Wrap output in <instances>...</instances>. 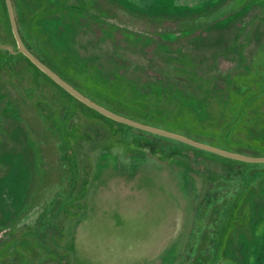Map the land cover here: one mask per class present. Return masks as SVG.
I'll return each instance as SVG.
<instances>
[{"label": "rangeland", "instance_id": "obj_1", "mask_svg": "<svg viewBox=\"0 0 264 264\" xmlns=\"http://www.w3.org/2000/svg\"><path fill=\"white\" fill-rule=\"evenodd\" d=\"M14 2L32 52L74 88L207 131L264 68V0ZM13 36L0 11V45L17 51ZM20 54L0 66L3 264H264V164L115 125Z\"/></svg>", "mask_w": 264, "mask_h": 264}, {"label": "trees", "instance_id": "obj_2", "mask_svg": "<svg viewBox=\"0 0 264 264\" xmlns=\"http://www.w3.org/2000/svg\"><path fill=\"white\" fill-rule=\"evenodd\" d=\"M15 0H13V5L17 17V22L19 25V19H18V12L15 5ZM0 11L3 14V18L5 20V23L8 27V30L10 34H12L8 11L6 7L5 0H0ZM20 33L22 35V38L28 47V49L32 52V48L29 46V44L26 41L25 35L23 34L22 30L20 29ZM13 35V34H12ZM35 53V52H33ZM0 55L2 60L0 61V66L2 65H8L10 64V61L15 59V56L10 53L7 50H3L0 48ZM22 57H24L26 60H28L23 54H20ZM29 61V60H28ZM42 61V60H41ZM43 62V61H42ZM34 68L35 67L31 61L29 62ZM108 65H104L103 71L105 72L109 67ZM169 66V64H168ZM168 66H165L164 68H168ZM155 71L159 72V69L157 67H153ZM167 72V69H165ZM102 71V72H103ZM145 70H138L137 66L132 65L129 63L127 66V79L136 84L142 86V82L140 83L139 79H136L142 75V72ZM41 72V71H40ZM46 78H48L55 86H58L54 81H52L47 75H45L43 72H41ZM107 73V72H106ZM140 74V75H139ZM160 75V74H158ZM178 78H184L187 82V77H181L177 76ZM243 80H246L249 84L245 85L248 86V92L244 96H236L235 101L231 108V117L228 123H226L223 127H221L219 130H204L200 129L199 127L193 126L190 121H187V119H181L180 117L174 116L173 114H169L166 112H157L153 108H144L140 104H134L129 102V100L123 99L117 95L113 94H103L99 91H90V92H81L94 102L100 104L101 106L113 111L114 113H117L119 115H122L124 117L135 119L136 121H139L141 123L151 125L154 127H158L164 130L172 131L174 133H178L184 136H188L189 138H192L196 141L210 144L219 148L241 153L244 155H250V156H263L264 157V143L252 140L248 137L249 128L253 127L254 125H258V128L261 130H264V116L262 114L256 113L257 105L259 104V101L263 98L262 95H264V68L258 69V70H251V71H245L242 77ZM175 81L179 83H184V85L189 86V83L183 82L182 80H177V78L174 79ZM159 83H154L151 85L157 86ZM138 85V86H139ZM143 86H149V85H143ZM60 89L65 95H67L69 98H71L73 101L79 103L83 108H86L90 110L93 113H96L97 115H100L96 111L88 108L78 100H76L74 97H72L70 94H68L65 90H63L60 86L57 87ZM250 90V91H249ZM103 117L102 115H100ZM104 119L108 120L109 122L121 126L130 128L126 125L119 124L115 121H112L108 118L103 117ZM131 130H134L130 128ZM149 134V133H147ZM155 136V135H154ZM159 137V136H156ZM162 138V137H159ZM174 143H177L179 145L192 148L188 145H185L183 143L162 138ZM194 149V148H193ZM10 248V247H9ZM12 248V246H11ZM2 249H0V258ZM4 262L0 261V264H3Z\"/></svg>", "mask_w": 264, "mask_h": 264}, {"label": "water", "instance_id": "obj_3", "mask_svg": "<svg viewBox=\"0 0 264 264\" xmlns=\"http://www.w3.org/2000/svg\"><path fill=\"white\" fill-rule=\"evenodd\" d=\"M13 0H5L6 7L8 11L10 26L12 30V34L14 35V39L17 45V51H14L13 47L11 46H3L0 45V48L3 50H7L12 54L21 53L23 54L29 61H31L41 72L47 75L52 81H54L58 86H60L63 90H65L68 94L74 97L76 100L84 104L85 106L89 107L90 109L96 111L97 113L117 122L120 124L127 125L131 128L144 131L153 135H157L160 137H164L167 139H171L190 147L212 153L224 158H228L235 161H240L244 163H252V164H264V157L263 156H250L244 155L237 152L228 151L210 144L202 143L196 141L188 136H184L178 133H174L172 131L164 130L158 127H154L151 125H147L136 121L135 119H130L114 113L113 111L101 106L100 104L94 102L81 92H79L76 88L62 79L59 75H57L54 71H52L45 63H43L33 52H31L28 47L26 46L22 35L19 30L15 9L13 6Z\"/></svg>", "mask_w": 264, "mask_h": 264}]
</instances>
